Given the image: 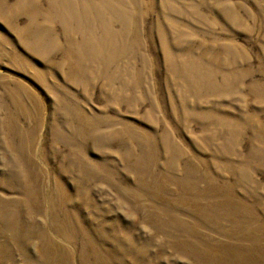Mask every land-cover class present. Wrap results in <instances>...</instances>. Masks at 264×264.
Masks as SVG:
<instances>
[{"label": "rangeland", "instance_id": "obj_1", "mask_svg": "<svg viewBox=\"0 0 264 264\" xmlns=\"http://www.w3.org/2000/svg\"><path fill=\"white\" fill-rule=\"evenodd\" d=\"M0 264H264V0H0Z\"/></svg>", "mask_w": 264, "mask_h": 264}]
</instances>
